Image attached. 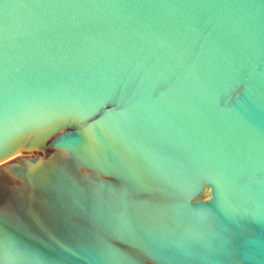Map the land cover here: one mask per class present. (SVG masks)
Listing matches in <instances>:
<instances>
[{"label":"water","instance_id":"95a60500","mask_svg":"<svg viewBox=\"0 0 264 264\" xmlns=\"http://www.w3.org/2000/svg\"><path fill=\"white\" fill-rule=\"evenodd\" d=\"M0 264H264V0H0Z\"/></svg>","mask_w":264,"mask_h":264}]
</instances>
